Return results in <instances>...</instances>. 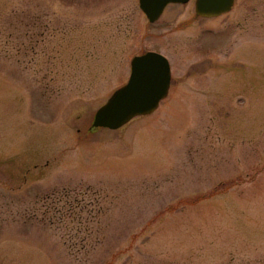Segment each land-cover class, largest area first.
Masks as SVG:
<instances>
[{"label":"rangeland","instance_id":"374dc122","mask_svg":"<svg viewBox=\"0 0 264 264\" xmlns=\"http://www.w3.org/2000/svg\"><path fill=\"white\" fill-rule=\"evenodd\" d=\"M151 51L167 97L94 129ZM0 264H264V0H0Z\"/></svg>","mask_w":264,"mask_h":264},{"label":"water","instance_id":"95a60500","mask_svg":"<svg viewBox=\"0 0 264 264\" xmlns=\"http://www.w3.org/2000/svg\"><path fill=\"white\" fill-rule=\"evenodd\" d=\"M190 0H140L142 12L150 22L157 21L170 4H187ZM235 0H196V14L214 18L234 8ZM168 59L157 52L136 56L131 61L128 83L118 89L94 116V129L118 130L135 116L153 113L167 97L171 86Z\"/></svg>","mask_w":264,"mask_h":264}]
</instances>
